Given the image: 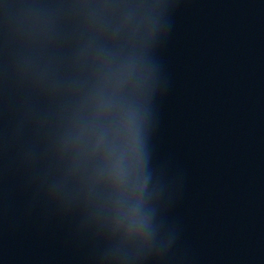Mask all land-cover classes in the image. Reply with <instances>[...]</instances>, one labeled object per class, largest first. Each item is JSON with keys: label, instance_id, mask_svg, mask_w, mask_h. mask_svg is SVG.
I'll return each mask as SVG.
<instances>
[{"label": "clouds", "instance_id": "9594fccd", "mask_svg": "<svg viewBox=\"0 0 264 264\" xmlns=\"http://www.w3.org/2000/svg\"><path fill=\"white\" fill-rule=\"evenodd\" d=\"M127 127L129 132L132 133L131 151L134 155L135 164L137 168H140L142 166L144 153H143L142 143L139 134L137 131H135V116L133 114H129L128 116ZM140 191H143V185H141Z\"/></svg>", "mask_w": 264, "mask_h": 264}]
</instances>
